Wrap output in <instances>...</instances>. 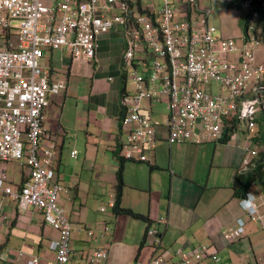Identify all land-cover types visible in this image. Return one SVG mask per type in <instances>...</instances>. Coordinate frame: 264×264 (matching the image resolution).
Listing matches in <instances>:
<instances>
[{"label":"built area","instance_id":"2783aa9c","mask_svg":"<svg viewBox=\"0 0 264 264\" xmlns=\"http://www.w3.org/2000/svg\"><path fill=\"white\" fill-rule=\"evenodd\" d=\"M153 1L154 11H140L136 0H0V161L26 167L21 187L8 193L18 212L35 209L57 233L48 245L54 264L69 262L74 226L59 204L65 188L56 180V152L53 145H43L44 112L50 99L66 89L52 75L47 50L67 51L87 64L96 58L99 36L125 37L123 69L132 92L125 90L121 100L120 159L148 163L162 141L169 146L221 143L228 128L230 137L240 139L235 132L241 121L246 122L245 142L238 174H245L259 156L254 139L264 114V43L250 29L237 41L216 36L208 22L211 9L197 0ZM148 51L156 56L152 68L138 71ZM161 103L166 113L158 115L152 105ZM251 213V220H262L257 209ZM0 220H7L1 207ZM165 223L158 220L145 232L154 250L163 246L157 225ZM244 223L238 219L223 240L232 243L245 236ZM86 232L93 246L87 264H104L107 249L96 244L108 227L103 225L99 235ZM165 252L131 264H167ZM174 254L175 264L218 261L214 247L204 244ZM17 260L0 244V264H40L38 257L23 253Z\"/></svg>","mask_w":264,"mask_h":264},{"label":"crops","instance_id":"0c3cea01","mask_svg":"<svg viewBox=\"0 0 264 264\" xmlns=\"http://www.w3.org/2000/svg\"><path fill=\"white\" fill-rule=\"evenodd\" d=\"M150 2L154 4L153 0ZM151 4L143 6L138 0L141 10L154 11ZM127 46L121 34L101 35L96 58L87 64L73 60L67 51L49 49L46 52L52 75L66 83L65 91L51 98L44 112L43 127L48 136L44 139L49 141L44 140L43 145H53L56 152V180L65 188L59 204L74 226L67 264H87L93 246L86 230L90 229L88 227L101 229L109 224L112 229L96 244H103L107 249L104 264H130L136 260L146 263L154 256V249L145 232L158 220L166 221L159 229L163 246L170 253L165 252L167 264L176 263V255L172 254L175 248L190 250L202 244L214 247L218 261L206 259L199 264H264V230L261 229L264 185L259 183L264 181V165L261 170L259 163L252 161L253 166L245 174H238L244 152L236 137H230L225 143H213V147L207 143L168 147L160 142L149 155L148 163L124 161L122 177L130 179V172L125 170L137 168L147 185L139 187L127 181L125 188L130 193L127 189L122 192L121 207L144 215L148 221L113 213L110 204L115 201L120 165L116 157L121 136L118 119L121 100L129 86L122 58ZM52 53H58L57 66L52 64ZM67 145H72L67 157L69 166L64 155ZM73 150L77 152L75 157L70 154ZM205 166L209 168L197 175ZM255 171H263V176L255 182L258 187L253 183L244 198L248 193L255 196L262 219L256 221L245 214L240 201L243 197L235 196L233 186L238 175L248 176ZM233 173V183L226 182V175L230 178ZM0 178L3 179L0 207L7 215V220H0L1 247L16 262L17 254L23 253L38 257L40 264H54V254L48 245L57 233L44 224L35 209L30 207L18 212L9 196L17 192L27 178L26 167L0 161ZM159 178H162L159 183L166 180L164 188L153 190L151 184ZM103 200L110 212L100 205ZM238 219L245 222V236L226 243L223 233Z\"/></svg>","mask_w":264,"mask_h":264},{"label":"rangeland","instance_id":"374dc122","mask_svg":"<svg viewBox=\"0 0 264 264\" xmlns=\"http://www.w3.org/2000/svg\"><path fill=\"white\" fill-rule=\"evenodd\" d=\"M232 1H234V0H199V3L203 8H210L211 9L212 14L209 17L208 22L210 25H212L216 28V36L223 38V39H233V40L237 41V40H239V38H242L245 35V23H246V19H248L250 17L251 11H250V8L247 6L248 0H235L237 3H240V8L234 7V6L229 8L228 5ZM141 2H142L143 6H145V5L149 6L151 4L150 0H141ZM156 4H159L158 0L156 1ZM256 19H257V16L255 15V13H253V16L251 18V24L252 25H251V28H249L250 29L249 31L251 33H253V28L256 24ZM155 57L156 56L154 55V53L152 51H148V53L146 55V59L143 62H140V65L138 66V71H143V69H145V68L151 69L152 65H153V61L155 60ZM57 58H58V53H52V64L55 66H57V63H56ZM127 90L132 92V90L130 89V86H128V85H127ZM165 108H166V106L162 103L158 104V105L157 104L152 105V109L158 115L165 114L166 113ZM154 112H152V113L154 114ZM245 123H246L245 121H241L238 128H237V131L235 132V135H237L240 138V139H238V141H240L239 142L240 145H243L245 142L244 141V135H243V132L245 129ZM262 133H263V130H262V127H260L258 129V132L255 134L257 136L256 140L258 141L257 147H258L259 151L261 152V154L264 152V144L262 141H259ZM162 142L167 145V143L165 141H162ZM184 144H186V143H182L180 145H182V147H183ZM207 144H209L210 147L214 146L213 142H209ZM167 146L172 147L169 145H167ZM173 146H175V145H173ZM71 147H72V145H67L65 148V152H64L65 159H66V165H68V166L70 164H69V160L67 157L69 155ZM236 147H238V144L236 145ZM130 163H134V162H130ZM136 163H138V162H135L134 164H136ZM208 168H209V166H205V167H203V169H199L197 171V175H200V173L202 171L207 170ZM123 171L124 170L122 167V172ZM125 172H130V174H129L130 179H127L126 177L125 178L121 177L120 183H122V192L127 189L126 192L128 194L130 193V191H128L129 189L125 188V184H127V181H130L131 183H135L139 187H143V185H147L146 179L141 180V174H140L141 171L139 169L131 168L130 171L125 170ZM225 172H228V174H230V171H225ZM214 174L215 173L210 175V183H212V181H213ZM228 174L226 175V182L232 184L234 181V178H235L234 173H233V175H230L231 176L230 178H228ZM190 178L194 180V176H192ZM160 180H162V178H159V180H156V182H153L151 184L153 190H157V189H160V191L163 190L166 180H164V182H162V183H159L158 181H160ZM196 181H198V179ZM116 183L118 184V181ZM259 183H261V185H264V181H259ZM254 186L258 187V183H255ZM100 205L106 209V212H110V208L107 207L106 201L103 200V202H101ZM137 209H139V208H137ZM102 215L104 217L106 216V214H102ZM99 223H104V222H99ZM108 227H109L108 231H109V229H112L111 224H109ZM88 228L93 230L97 235H99V233L101 231L100 228H94V227H88ZM83 232L85 233L84 230H83ZM72 235H73V233H72ZM72 235H71V239H72ZM179 249H181V248L178 247L177 250H179Z\"/></svg>","mask_w":264,"mask_h":264},{"label":"trees","instance_id":"16d2710c","mask_svg":"<svg viewBox=\"0 0 264 264\" xmlns=\"http://www.w3.org/2000/svg\"><path fill=\"white\" fill-rule=\"evenodd\" d=\"M138 3V0H136ZM250 1L249 4V8L251 11V15L248 19H246V23H245V37L247 35L248 29L251 28V18L253 16V13L256 14L257 19H256V24L253 28V34L260 38V40L264 43V0H248ZM238 7L240 8V3H237L235 0L232 1L228 7ZM237 8V9H238ZM139 10L141 11L140 7ZM123 108L121 109V114H123ZM258 127H262L263 133L259 139V141H262L264 144V114H262L259 117V121L257 123ZM230 131V129H226L225 134H224V138L222 139L221 143H225L229 140L230 138V134L227 132ZM254 141H256L258 143L257 140L254 139ZM118 153V152H117ZM119 159L120 165L117 171V181L118 184L116 185V193H115V201L114 204L112 206V210L113 213L115 215H124V216H128L134 220H142V221H148V218L145 217L142 214L136 213L134 211H132L131 209H126V208H122L121 207V197H122V183L121 182V177H122V167H123V163L124 160L120 159L118 156H116ZM260 157V153L259 156L255 159H253V163H259L260 168L262 170V167L264 165V152L261 154V159ZM258 165V166H259ZM257 166V167H258ZM263 176V171H255L253 174H249L248 176H237L234 182V190H235V196L237 195V197H244L245 194L247 193L248 189L251 188V186L253 185V183L257 182L259 179H261V177ZM155 224V223H154ZM153 224V225H154ZM161 226V224L157 225V229L159 230V233L161 232L159 227ZM151 227V226H149ZM145 241V240H144ZM163 241V240H162ZM142 243L139 246V249L142 248ZM162 249L163 251H167V249H165L164 246L160 247V248H156L154 250V256L157 255L158 251ZM177 251V248H175L174 250H172V254L174 252ZM169 253V252H168ZM170 254V253H169ZM153 256V257H154ZM152 257V258H153ZM177 258V257H176ZM137 259V258H136ZM138 261V260H136ZM177 262V261H176Z\"/></svg>","mask_w":264,"mask_h":264},{"label":"clouds","instance_id":"9594fccd","mask_svg":"<svg viewBox=\"0 0 264 264\" xmlns=\"http://www.w3.org/2000/svg\"><path fill=\"white\" fill-rule=\"evenodd\" d=\"M248 4H250V1H248ZM248 7H249V5H248ZM258 151H259V149H258ZM259 153H260V158H261V152L259 151ZM244 197H246V194H245ZM244 197L241 198L242 200H240L241 201V206H242L244 212L246 211L245 214L247 216H250L249 212L251 213L253 210H256V209L258 211L259 207L255 203V196L254 195H252L251 193H248L247 194V198H244ZM261 206H264V204H261ZM258 213H259V211H258Z\"/></svg>","mask_w":264,"mask_h":264}]
</instances>
